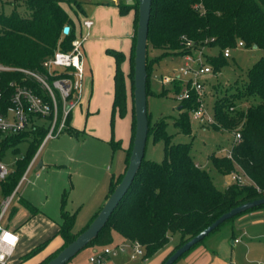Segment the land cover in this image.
Instances as JSON below:
<instances>
[{
    "label": "trees",
    "instance_id": "obj_1",
    "mask_svg": "<svg viewBox=\"0 0 264 264\" xmlns=\"http://www.w3.org/2000/svg\"><path fill=\"white\" fill-rule=\"evenodd\" d=\"M61 1L72 4L79 12L83 11L82 3L85 0H0L1 64L44 73L46 69L43 62L53 55L55 49L70 50L71 41L75 38V24L61 6ZM5 4L11 5L8 13L3 9ZM116 5L120 14L133 10V24L136 27L137 0H132V3L119 0ZM64 26H68L66 33L63 32ZM147 38V48L160 50V54L154 59L148 54L146 57L148 95L153 93L149 86L152 63L162 56H182L185 53L192 54L201 46L218 45L221 50L217 56L205 55L206 62L216 70L226 62V57L222 54V49L226 46H236L238 41H243L244 46L264 50V0H152ZM134 43L135 34L131 40L126 72L121 66L126 59L125 54L121 50L106 49L114 58L113 98L109 120L112 133L109 143L113 150L121 147L120 139L113 138L115 117H124L129 108L131 120L129 144L124 149V170L128 163L135 126L132 93ZM13 80L31 85L40 91L35 81L22 72L0 71V89L5 97L12 91L9 82ZM171 83L175 95L179 94L183 82L175 79ZM165 93L164 89L160 94ZM231 96L243 100H252L255 97L258 99L241 110L234 109V98L232 100L231 97L223 95L215 99V126H212L239 132L240 139L231 144L229 157L212 153L209 158L211 164L224 174L238 166L250 182H231L224 189H218L208 171L200 168L192 159L189 142H171V136L165 130L166 117L151 121L147 111V138L151 135L153 141L163 140V158L156 162L143 157L128 191L97 236L87 245L110 244L115 231L129 241L138 242L144 249L145 257H148L166 245L171 234L178 232L179 241L174 250L231 207L264 196V53L247 69V80L242 89L231 93ZM178 106V116L173 123L180 131L189 134V111L197 106L196 95L191 92L189 98L179 100ZM70 115L71 113L68 114L64 130L75 134L77 130L69 124ZM46 132V126L37 125L33 129L9 135L0 144L3 150L23 137L30 138L26 152L16 160L14 171L0 183L4 196H8L17 185ZM123 172L110 176L105 198L120 180ZM64 196L65 194L60 199V220L56 231L63 240L60 248L82 231L97 212L93 213L83 228L73 231L75 211L64 208ZM21 202L31 214L38 212V208L28 200L21 198ZM260 208H264V204L226 219L186 252L204 242L222 225L231 224L235 217ZM47 242L48 240H44L32 247L21 256L20 262L35 255ZM60 248L36 264H44Z\"/></svg>",
    "mask_w": 264,
    "mask_h": 264
},
{
    "label": "rangeland",
    "instance_id": "obj_2",
    "mask_svg": "<svg viewBox=\"0 0 264 264\" xmlns=\"http://www.w3.org/2000/svg\"><path fill=\"white\" fill-rule=\"evenodd\" d=\"M67 12L73 17V22L77 30V37L85 35L88 28L82 25V20L78 18L79 10L74 7H69ZM4 11L9 12L11 5L5 4ZM18 9L21 8L19 7ZM81 13V12H80ZM82 14V13H81ZM80 15V14H79ZM80 21V22H79ZM79 25L83 28H79ZM134 32L136 27L133 24ZM90 32V30H89ZM87 35V34H86ZM86 37V36H85ZM122 40V38H120ZM96 41V40H95ZM121 42V41H119ZM108 45V44H107ZM106 48L99 47L97 43L93 49V59L96 63V67L101 69V72L106 76V70L108 61L112 67V56L106 52ZM221 48L218 45L204 46V55L217 56ZM83 54V79H82V95L79 103L74 107H80L85 109L86 99V86L88 76V60L85 58L83 48L81 47ZM196 53V52H195ZM264 53L263 49L247 46H232L230 47V55L226 57V62L221 64L216 70H213L203 76H201L204 82V94L202 96L205 105L206 112L213 119V104L215 99L220 96L226 95L234 98V109H245L251 102H256L255 99H236L232 97L231 93L236 92L238 89H242L247 80V69ZM147 54L153 59L160 54L159 49L147 48ZM203 55V59L206 57ZM183 63V58L180 55H165L157 58L156 62L152 63V70L150 72V89L152 94L147 95V111L151 121L165 116L167 124L165 130L171 136V142H189V152L194 162L202 169H205L210 174V177L214 185L222 190L227 184L233 182L230 177V173L224 174L217 170L210 161L209 155H226L233 142V131H228L219 126H215V121H208L205 117L201 120L193 119L189 113L190 120V133L185 134L179 130L173 123V120L178 116L179 110L177 109L179 99L177 94L173 92V84L171 82H163L162 76L176 74L178 67ZM126 69L128 62L126 61ZM211 66V65H210ZM106 82V80H105ZM105 84L102 89L93 88V94L91 97V105L95 108L96 112L93 114H85L82 117V125L76 134H71L66 130H62L55 136L49 137L46 140H42L37 149L36 163L29 167L26 172V180L18 184L15 194L11 198L7 213L2 219L3 225L8 224L10 227H19V233L21 239L14 250V253L10 257L8 264H36L38 259L44 258L50 254L56 241L60 238L56 233L57 223L60 220V198L62 189L58 186L61 182H65L66 185V197L67 206H72L70 199L73 198L72 192L70 193V187L68 183V163L66 162L71 150L79 151L80 161L83 162H95L97 164L95 178L90 175L92 167L87 168L86 173L83 171L82 176L72 174L71 177L76 183H85L88 179L92 182L93 190L91 187L87 193L83 194V202L75 212V220L72 227L73 231H79L89 221V216L95 207L96 200L95 195L104 194L108 189V180L111 173H115V165L122 162L124 158V151L121 148H115L112 150L109 143V106L112 97L108 98V94L111 90L106 91ZM166 90L165 94H160L163 90ZM109 101V102H108ZM130 103V102H129ZM73 108V109H74ZM39 125L46 126L47 120L41 117L35 118ZM118 120V121H117ZM116 133L118 136H124L128 131V123L124 119H117ZM114 135V134H113ZM29 136L23 137L15 144L8 145L1 152V161L8 165L11 171H14L16 166V160L21 158L29 145ZM95 158V159H94ZM144 158L160 162L163 158V140L158 139L153 141L151 135L148 136L146 141V147L144 151ZM48 161V163H64L65 166H61L58 170L53 165L48 167L36 168L39 161ZM110 167L109 170H107ZM236 173L241 175L240 180L248 181V177L244 176V172L238 167H235ZM243 175H242V174ZM70 177V178H71ZM30 180V183L27 182ZM95 183V185L93 184ZM94 185V186H93ZM62 187V186H61ZM90 193V194H89ZM4 196L0 188V203L4 200ZM21 198L27 199L34 205L41 204L43 212H36L31 215L30 210L21 202ZM104 202V201H103ZM102 202V203H103ZM102 205V204H101ZM65 208V203H64ZM41 209V208H40ZM99 209V208H98ZM70 210V208L68 209ZM75 211V210H74ZM228 227V224L222 225L219 229L213 233L215 236L224 231ZM210 235L204 242L192 248L184 255L175 260L173 264H221V262L229 261L231 264H247L244 257L243 241L234 243L231 235H227L224 240V245L221 248L211 249L208 246V241L214 237ZM213 236V237H212ZM44 240H48L47 244L38 251L35 255L20 262V258L32 247L41 243ZM179 241V233L175 232L169 236V241L166 245L156 251L154 254L144 257L142 255L131 256L132 245L131 241L123 238L117 232L113 231V240L109 244L111 247L124 246V250L118 251L116 255H111L106 258L105 264H160L163 259L173 250L175 245ZM204 244V245H203ZM27 245V246H26ZM206 245V247H205ZM200 246H203L201 249ZM209 247V248H208ZM98 248L96 245H87L80 249L72 258H70L64 264H93L88 260V256ZM200 250V252H199ZM202 250V251H201ZM55 250H52V252ZM260 256L262 258H260ZM253 259H264L262 255H250ZM216 258V260H215ZM19 262V263H18ZM250 264H262L254 260Z\"/></svg>",
    "mask_w": 264,
    "mask_h": 264
},
{
    "label": "built area",
    "instance_id": "obj_3",
    "mask_svg": "<svg viewBox=\"0 0 264 264\" xmlns=\"http://www.w3.org/2000/svg\"><path fill=\"white\" fill-rule=\"evenodd\" d=\"M91 24L92 21L89 19L82 21V25L86 28ZM77 30L78 28H75V38L71 41L70 50L62 51L57 48L54 50L53 55L43 62V66L46 69L44 73L0 63V71L15 70L22 72L25 76L33 79L40 89L39 91L31 85L21 84L14 80L9 82V85L12 86V91L8 97H5L0 89V144L9 135L35 128L39 125L35 120L37 117L47 120V132L43 140L57 135L66 128L68 114L79 103L82 95L84 69L81 47L87 33L77 37ZM187 43L190 44V42ZM236 46H244L243 41H238ZM203 47L197 48L192 54L185 53L182 55L183 63L178 67L176 74L164 75L162 76V81L181 80L184 85L181 92L177 94V98L179 100L189 98L191 92L196 95L197 106L189 111L191 118L201 120L205 117L206 120L214 122V119L206 112L202 98L204 82L201 76L211 71L210 64L206 62L205 58H202L204 55ZM222 54L228 57L230 55V47H224ZM59 102H61V107H59ZM239 139L240 133L234 132L232 143ZM2 154L0 147V155ZM227 156H230V149L227 152ZM33 160L34 156L13 191L0 203V264L9 263L18 242L17 233L3 225L2 219L7 213L11 198L15 194L18 184L26 180V172ZM11 172L8 165L0 159V183L5 181ZM229 173L233 182L247 183L240 180L241 175L237 174L236 170H232ZM27 182H29L28 179ZM234 241H237V239H234ZM131 243H133L131 256L138 254L145 257L143 247L136 241H131ZM97 247L88 256V260L93 264H105L107 257L116 255L119 250H124L123 245L111 247L107 244Z\"/></svg>",
    "mask_w": 264,
    "mask_h": 264
},
{
    "label": "crops",
    "instance_id": "obj_4",
    "mask_svg": "<svg viewBox=\"0 0 264 264\" xmlns=\"http://www.w3.org/2000/svg\"><path fill=\"white\" fill-rule=\"evenodd\" d=\"M118 1L119 0H85V2L82 3V7H83V11L81 12L82 14L80 12H79L80 15L78 14V18L80 20L83 21L84 19H89L92 21V24L88 27V31L85 32L87 33V35L82 41V48H83L85 58L88 60V69H89L87 73L89 77H87L86 99H85L87 103L85 104L84 110H82L80 107L72 109V112L70 115V122H69L70 126L76 129L77 132H79L81 128V125L83 122L82 117L84 116V111H85V114H93L96 112L95 108H93V105H91V97L93 94L92 91H93V88H95V86H96V89H102L105 84L106 91L111 90V93L107 95L108 98L110 96L113 98L114 58L112 57V61H113L112 67L110 66V62L108 61L109 65L107 66L106 76H104V73L101 72V69L96 67V63L94 62V59H93V49L94 47H96L97 43L99 44V47L101 50L104 47H108L110 49L121 50L126 56V59L122 62L121 66L125 72L127 71L125 70L126 69L125 63L127 61V57L130 51L131 40H132V36L134 32L133 10L128 11L126 14H120L118 11V6L116 5ZM60 4L66 11H67L66 8L70 9L69 7H74L72 4L69 5L64 1H61ZM71 18L73 19L72 16ZM80 27L81 26L79 25V28ZM80 29L82 30L83 28L81 27ZM120 38H122V40H120ZM111 104H112V99L110 101V106L108 109L109 120H110ZM128 106H129V101H128ZM117 119H121V117H118V116L115 117L114 128H113V134H114L113 138L114 140L120 139V144H121L120 148L124 151V149L129 144L130 133H131V129H130L131 120H130L129 108H128V113L124 117H122V119L126 120L128 123V131L124 136H118L116 133V126H117V121H118ZM111 134H112L111 129H109V138H111ZM37 152L38 151H36L34 155V160L31 163L30 167L36 163ZM78 155H79V151L71 150V152L69 153L68 159L66 161L69 167L67 168L68 169V183L67 184L70 187V193L72 192L73 194V198L70 199L72 206L69 207L70 208L69 211L75 210V212L78 209V207H80V205L83 203L80 201V200H84L83 194L87 193L90 187H91V191H90L91 193L94 187L91 186L92 182L90 179H88V181L85 182L84 184L76 183L71 177V175L76 174L77 176L79 175L82 176L83 171H85L84 172L85 174L87 168L92 167L91 174H87V175H90L92 178H95V173H93V171L96 172L95 170L97 168V164L95 162H91V161H89V163L85 161L81 162L80 161L81 158ZM124 157H125V151H124ZM49 164L55 166L56 168H58V170L61 169V166L63 165L65 166L64 163H48V161L42 160L39 166L36 165V168L37 169L39 167L46 168L48 167ZM124 166H125V162L123 158L122 162H119L117 166L115 165L116 172L111 173L110 176H117L120 173H122L124 171ZM109 169L110 167L108 168L107 166V170ZM29 183H30V180H29ZM108 183H109V180H108ZM93 184L95 185V183ZM65 185H66L65 182L64 183L61 182L58 188L60 187L62 189L61 195H60L61 197L63 194H65L64 196L65 209L68 210L69 208H66L68 207L66 204L68 201L66 197L67 191H66ZM107 190H105L104 194L102 195L100 194V196L95 195L94 200H96V204H95L94 209L90 213L89 218L93 215L95 211L98 210L102 202L105 200ZM30 203L33 204L32 202ZM34 206L38 208V212H43L41 204L34 205ZM6 226L8 227V224ZM57 228H58V224H57ZM57 228H56V231H57ZM10 229H13L17 233L18 235L17 245H18L21 239V234L19 233L20 228L11 227ZM227 235H231L234 243H239L240 240L243 241V244H242L244 247L243 253H244V257L246 258L247 264H250L254 260H257V262H261L262 264H264V259L263 260L259 258L253 259L254 257L253 258L250 257V255L264 256V208L245 212L235 217L232 223L228 224V227L224 229V231H222V233L219 234V236H215V235L214 237L212 236L213 238H211V240L207 242L208 246L211 249L221 248V246L224 245V240ZM234 239H237V241H234ZM62 243H63V240L60 237L56 241V245H54V248L50 249L51 250L50 252H52V250H56L60 248L62 246ZM17 245L15 246V248L17 247ZM200 248L202 249L203 246H200ZM260 258L262 257L260 256ZM41 259L42 258L38 259V262ZM220 260L221 259H219V262L221 264H231L230 260L225 261V262H221Z\"/></svg>",
    "mask_w": 264,
    "mask_h": 264
},
{
    "label": "water",
    "instance_id": "obj_5",
    "mask_svg": "<svg viewBox=\"0 0 264 264\" xmlns=\"http://www.w3.org/2000/svg\"><path fill=\"white\" fill-rule=\"evenodd\" d=\"M132 3V0H127ZM152 0H137V23L135 29V43L133 55V109H134V134L127 166L113 190L105 198L91 221L70 242L60 248L56 254L44 264H64L72 258L80 249L87 246L103 228L113 210L128 191L135 175L138 172L147 141L148 117H147V93H146V57H147V32ZM68 31L64 26L63 32ZM180 107L177 106V109ZM41 164L38 162L37 166ZM264 204V196L245 201L231 207L220 214L198 233L192 235L181 245L175 248L162 262V264H173L177 258L189 250L194 244L203 239L220 223L241 212L255 206Z\"/></svg>",
    "mask_w": 264,
    "mask_h": 264
}]
</instances>
